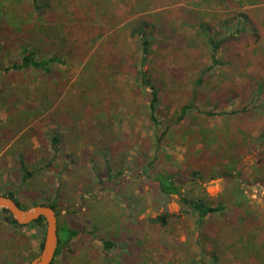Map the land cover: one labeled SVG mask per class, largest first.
Instances as JSON below:
<instances>
[{
    "label": "rangeland",
    "instance_id": "374dc122",
    "mask_svg": "<svg viewBox=\"0 0 264 264\" xmlns=\"http://www.w3.org/2000/svg\"><path fill=\"white\" fill-rule=\"evenodd\" d=\"M27 1L0 0V193L12 191L28 208L57 200V230L78 234L54 264H187L181 242L187 231L197 233L195 219L180 212L174 195L169 223L149 221L163 210L155 173L174 172L184 179L183 193L227 204L228 223L237 203L264 221V92L257 99L255 91L264 79V0H106L91 16L73 0L68 37L55 35L50 50L40 51L42 57L58 53L65 63L39 76L4 69L30 39L24 24L37 20ZM137 18L149 23L144 68L159 90L157 127L149 121L147 91L134 76L141 47L127 22ZM14 27L22 33L13 35ZM207 35L227 37L218 52L224 63L207 70L196 109L178 120L211 64ZM250 106L236 115L240 123L229 116ZM233 124L241 127L247 152L244 145L235 149ZM20 159L32 173L25 179ZM193 170L207 180H189ZM42 239L37 226L13 227L0 212V264H28ZM233 240L230 235L224 244L232 259L227 264H238L229 252Z\"/></svg>",
    "mask_w": 264,
    "mask_h": 264
},
{
    "label": "trees",
    "instance_id": "16d2710c",
    "mask_svg": "<svg viewBox=\"0 0 264 264\" xmlns=\"http://www.w3.org/2000/svg\"><path fill=\"white\" fill-rule=\"evenodd\" d=\"M73 0H28L27 3L31 6V13L37 18V20L32 21L31 23L24 24L23 29L27 31L29 35L28 42L22 44L19 59L14 61L10 67L4 68L6 71H23L26 73L36 72L37 75L47 74L52 71V66L57 64H64L65 59L63 56L58 53L52 52L47 57H42L40 51L50 50L52 47V39L60 41V37L64 38L67 35V29L65 28L66 14L71 12L75 13L73 8ZM113 1V0H109ZM106 0H79V3L84 5L86 8V15L91 16L95 15L97 7L102 5ZM13 7H10V12H13ZM2 8L0 7V13H2ZM9 11L4 12L9 15ZM11 12V13H12ZM16 13V17H17ZM84 15V14H83ZM245 14H243V17ZM3 16V15H2ZM15 18V13L12 16V20ZM23 18H27L23 15ZM128 18L127 16L125 17ZM62 20V21H61ZM129 20V19H127ZM126 20V21H127ZM10 21V22H11ZM130 27V36L136 39L139 42L141 47V58L137 65V70L135 66L134 76L137 80L140 81V85L147 91L148 97V109H149V121L155 126H159L160 121L157 119V109L160 103L159 90L156 85L153 83L151 76H149L148 71L144 68L149 55V47L151 46V40L149 39V33L147 32V21H140L139 18L136 19L135 23L133 21L127 22ZM204 22L198 24L199 29H203L206 32L208 27H205ZM253 24H251L252 26ZM82 26V25H81ZM15 28V27H14ZM18 28V27H17ZM19 29V28H18ZM13 29L11 33L20 34L22 33L21 29ZM60 35V37H59ZM11 36V35H10ZM68 37V36H66ZM206 41L210 45V59L211 64L200 74L199 77L195 80L192 92L193 94L184 103L180 108V113L178 115V120H182L185 116L196 109L195 101L197 98V86H200L203 82V75L207 70L214 67L216 64L224 63L218 55L219 49L223 46V43L227 40L226 36L218 37L212 39L207 35L205 37ZM256 98L259 99L260 95L264 92V79L260 80L256 85ZM255 100V99H254ZM254 103V102H253ZM253 103L251 105H253ZM264 107V104L262 105ZM248 107L243 110H231L229 116L234 115V117L239 113H246L250 111ZM253 108H261L260 105H253ZM208 116L216 115L215 111H204ZM228 115V114H224ZM240 117L236 116L237 122L240 123ZM240 120V121H239ZM234 125V124H233ZM235 127V145L236 150L241 149L240 146L244 145V139L242 135L239 134L238 129L241 127L234 125ZM245 131V130H244ZM247 133V131H245ZM249 135V132L247 133ZM264 134V132H262ZM233 135V134H232ZM263 138V135H262ZM54 142L59 143L56 136L53 138ZM259 146L264 147V142L262 143L259 140ZM244 148L247 152L248 149H251L249 146L244 145ZM261 154L262 151L260 152ZM237 162L240 161V157L235 158ZM22 168L24 169L23 178L25 179L28 175L32 174L30 171H25L24 163L20 159ZM263 161V159H260ZM224 176L231 175V172L223 170L221 172ZM213 174L211 177L214 178ZM177 174L174 172L172 174L164 173H155L153 175V180L157 182L158 187V199L157 203L163 206L161 212L156 213L154 216L149 217V221L153 224L166 225L169 223L171 216L176 215L170 213L167 210V203L174 198L176 195V201L179 205V210L181 213L190 215L195 219L197 233L194 231H187L188 238L181 242L183 246H186V253H188L187 264H227L231 262L232 259L227 258V248L224 246L227 239L231 235L233 240L229 252L236 254L233 258V261L238 262V264H257L259 262L264 263V221L260 219L257 213V210L254 212H249L248 209H244L240 203H237L235 208V215L231 219V222L227 221V204L223 202H210L206 197L198 196L193 197L188 194L183 193L182 181L184 179L176 178ZM198 176V177H197ZM191 181L196 182V179L207 180L206 175L203 174L200 170H193L191 172ZM238 193L240 194L243 190L240 187L236 186ZM4 195L11 196L19 206L23 209L28 208L27 206L21 205L18 198L14 195L12 191L2 193ZM56 199V198H55ZM36 204H48L57 210V200L49 203L37 202ZM237 211V212H236ZM0 212L5 213V220L11 224L13 227L21 226H32L35 225L38 227V231L43 232L44 235V220L42 217L34 220L28 224H18L12 215L5 209L0 208ZM215 225V226H214ZM78 231L68 227H64L61 230H58V241L56 246V251L54 258L57 255V252L62 248L68 245L70 239L77 235ZM207 243L213 245V247H207ZM113 242L105 241L104 246L109 247ZM229 247V245L226 244ZM225 248V249H223ZM239 249V250H238ZM245 250L246 255L241 256V251ZM229 257V256H228ZM186 259V258H185ZM54 260V259H53ZM51 264H54L52 261Z\"/></svg>",
    "mask_w": 264,
    "mask_h": 264
},
{
    "label": "water",
    "instance_id": "95a60500",
    "mask_svg": "<svg viewBox=\"0 0 264 264\" xmlns=\"http://www.w3.org/2000/svg\"><path fill=\"white\" fill-rule=\"evenodd\" d=\"M0 208L7 210L18 224H28L42 217L44 235L40 252L28 264H51L54 259L58 241L57 215L48 204H36L29 208H21L11 196L0 193Z\"/></svg>",
    "mask_w": 264,
    "mask_h": 264
},
{
    "label": "flooded vegetation",
    "instance_id": "af4514ba",
    "mask_svg": "<svg viewBox=\"0 0 264 264\" xmlns=\"http://www.w3.org/2000/svg\"><path fill=\"white\" fill-rule=\"evenodd\" d=\"M56 215H57V213H56Z\"/></svg>",
    "mask_w": 264,
    "mask_h": 264
}]
</instances>
